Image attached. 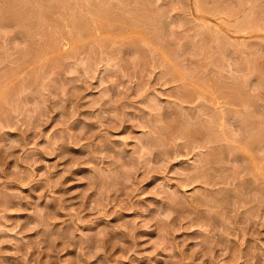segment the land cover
<instances>
[{
    "label": "rangeland",
    "instance_id": "rangeland-1",
    "mask_svg": "<svg viewBox=\"0 0 264 264\" xmlns=\"http://www.w3.org/2000/svg\"><path fill=\"white\" fill-rule=\"evenodd\" d=\"M0 17V264H264V0Z\"/></svg>",
    "mask_w": 264,
    "mask_h": 264
},
{
    "label": "bare ground",
    "instance_id": "bare-ground-1",
    "mask_svg": "<svg viewBox=\"0 0 264 264\" xmlns=\"http://www.w3.org/2000/svg\"><path fill=\"white\" fill-rule=\"evenodd\" d=\"M5 1H6V0H5ZM10 1H11V0H10ZM17 1H18V0H17ZM12 2H14V1H12ZM19 2H21V1H19ZM25 2H26V1H25ZM58 2H59V1H58ZM4 3H5V2H4ZM9 3H10V2H9ZM14 3H15V2H14ZM65 3H66V2H65ZM31 4H32V3H31ZM66 4H67V3H66ZM200 4H201V3H200ZM12 5H14V4H11V6H12ZM63 5H64V3H63ZM19 6L22 7V6H23V3H22L21 5H19ZM23 7H24V6H23ZM53 7H54V6H53ZM64 7H65V6H64ZM67 7H68V5H67ZM69 7H70V6H69ZM91 7H92V6H91ZM14 8H15V7H14ZM18 9H19V8H18ZM24 9H25V7H24ZM42 9H43V8H42ZM64 9H67V8H64ZM95 9H96V8H95ZM97 9H98V8H97ZM2 10H3V9H2ZM30 10H31V9H30ZM39 10H40V9H39ZM43 10H44V9H43ZM67 10H68V9H67ZM72 10H73V9H72ZM92 10H93V9H92ZM92 10H91V11H92ZM15 11H17V10H15ZM32 11H33V10H32ZM32 11H30V12H32ZM34 11H36V10H34ZM41 11H42V10H41ZM11 12H12V11H11ZM26 12L28 13V11H26ZM30 12H29V13H30ZM52 12H53V11H52ZM95 12H96V11H95ZM137 12H139V11H137ZM8 13H9V12H8ZM14 13H15V12H14ZM16 13H17V12H16ZM23 13H24V12H23ZM29 13H28V14H29ZM35 13H36V12H35ZM49 13H50V12H49ZM69 13H70V12H69ZM110 13H111V12H110ZM132 13H133V12H132ZM135 13H136V12H135ZM135 13H134V14H135ZM25 14H26V13H25ZM37 14H38V13H36L35 16H36ZM46 14H47V13H46ZM82 14H83V13H82ZM101 14H102V13H101ZM9 15H11V14H9ZM12 15H13V14H12ZM21 15H22V14H21ZM33 15H34V14H33ZM48 15H49V14H48ZM75 15H76V14H75ZM108 15H109V14H108ZM131 15H132V14H131ZM213 15H214V13H213ZM29 16H32V14L29 15ZM29 16H28V17H29ZM68 16H69V15H68ZM85 16H86V15H85ZM87 16H88V15H87ZM92 16H93V15H92ZM128 16H129V15H128ZM128 16H127V17H128ZM233 16H234V15H233ZM1 17H2V16H1ZM1 17H0V18H1ZM9 17H10V16H9ZM33 17H34V16H33ZM45 17H46V16H45ZM63 17H64V16H63ZM76 17H77V15H76ZM76 17H72V20H73V21H77V22L79 23V20H80V19H79V17H78V18H76ZM90 17H91V16H90ZM107 17H108V16H107ZM118 17H119V16H118ZM118 17H117V18H118ZM240 17H241V16H240ZM10 18H11V17H10ZM86 18H87V17H86ZM95 18H96V17H95ZM97 18H98V17H97ZM131 18H132V16H131ZM228 18H229V17H228ZM230 18H231V15H230ZM61 19H62V18H61ZM70 19H71V17H70ZM139 19H140V18H139ZM126 20H127V19H126ZM130 20H131V19H130ZM136 20H137V19H136ZM140 20H141V19H140ZM160 20H161V19H160ZM35 21H36V20H35ZM43 21H44V20H43ZM55 21H56V20H55ZM70 21H71V20H70ZM112 21H113V20H112ZM220 21H221V20H220ZM26 22H27V20H26ZM87 22H88V21H87ZM93 22H94V21H93ZM104 22H105V21H104ZM129 22H131V21H129ZM132 22H133V21H132ZM132 22H131V23H132ZM148 22H149V21H148ZM235 22H236V21H235ZM27 23H29V22H27ZM47 23H48V22H47ZM88 23H89V22H88ZM91 23H92V22H91ZM146 23H147V21H146ZM146 23L144 22V24H146ZM240 23H241V22H240ZM34 24H36V23H34ZM60 24H61V23H60ZM68 24H69V23H68ZM68 24H67V25H68ZM75 24L77 25V23H75ZM210 24H211V23H210ZM23 25H24V24H23ZM47 25H48V24H47ZM64 25H65V24H64ZM70 25H73V26H74V24H70ZM104 25H105V24H104ZM130 25H131V24H130ZM197 25H198V24H197ZM211 25H212V24H211ZM41 26H42V25H41ZM54 26H55V24H54ZM61 26H63V24H62ZM78 26H79V24H78ZM90 26H91V25H90ZM106 26H107V25H106ZM112 26H113V25H112ZM136 26H137V24H136ZM152 26H153V25H152ZM199 26H200V25H199ZM35 27H36V26H35ZM74 27H75V26H74ZM79 27H80V26H79ZM108 27H109V25H108ZM116 27H117V26H116ZM239 27H240V26H239ZM239 27H238V28H239ZM66 28H67V27H66ZM75 28H76V27H75ZM146 28H147V26H146ZM158 28H159V27H158ZM200 28H201V27H200ZM137 29H138V28H137ZM137 29H136V30H137ZM144 29H145V28H144ZM161 29H162V28H161ZM31 30H32V29H31ZM35 30H36V29H35ZM73 30H74V29H73ZM77 30H79V28H78ZM146 30H147V29H146ZM157 30H158V29H157ZM199 30H200V29H199ZM24 31H25V30H24ZM74 31H75V30H74ZM148 31H149V30H148ZM148 31H147V32H148ZM239 31H240V30H239ZM255 31H256V30H255ZM27 32H28V31H27ZM27 32H25V33H27ZM35 32H36V31H35ZM54 32H55V31H54ZM262 32H263V31H262ZM49 33H50V32H49ZM64 33H65V32H64ZM67 33H68V32H67ZM70 33H71V32H70ZM148 33H149V32H148ZM221 33H222V32H221ZM27 34H28V33H27ZM34 34H35V33H34ZM42 34H45V33H42ZM105 34H106V33H105ZM56 35H57V34H56ZM68 35H69V34H68ZM68 35H67V36H68ZM82 35H83V34H82ZM108 35H109V33H108ZM147 35H148V34H147ZM48 36H49V35H48ZM57 36H58V35H57ZM90 36H91V35H90ZM156 36H157V35H156ZM220 36H221V34H220ZM29 37H31V36H29ZM76 37H77V36H76ZM80 37H82V36H80ZM151 37H152V36H151ZM64 38H65V36H64ZM65 39H66V38H65ZM75 39H76V38H75ZM80 39H81V38H80ZM151 39H152V38H151ZM156 39H157V38H156ZM211 39H212V38H211ZM149 40H150V39H149ZM203 40H204V38H203ZM221 40H222V38H221ZM210 41H211V40H210ZM223 41H224V40H223ZM223 41H222V42H223ZM227 41H228V40H227ZM157 42H158V41H157ZM225 43H226V41H225ZM51 45H52V44H51ZM54 45H55V44H54ZM54 45H53V46H54ZM34 46H35V45H34ZM65 46H66V45H65ZM221 46H222V45H221ZM223 47H224V46H223ZM33 48H34V47H33ZM141 48H142V47H141ZM36 49H37V48H36ZM220 49H221V48H220ZM138 50H139V49H138ZM222 50H224V49H222ZM55 51H56V50H55ZM162 62H163V61H162ZM169 64H170V63H169ZM162 66H163V64H162ZM216 81H217V80H216ZM203 82H204V81H203ZM231 83H232V82H231ZM216 85H217V84H216ZM226 87H227V86H226ZM229 87H230V86H229ZM197 88H198V87H197ZM207 88H208V87H207ZM237 88H238V87H237ZM205 89H206V88H205ZM238 89H240V88H238ZM234 90H236V89H234ZM241 90H243V89H241ZM185 91H186V90H185ZM193 91H194V90H193ZM212 91H213V90H212ZM232 91H233V89H232ZM232 91H231V89H230L229 92L231 93ZM188 92H189V91H188ZM240 92H241V91H240ZM240 92H239V93H240ZM232 93H233V92H232ZM239 93H238V94H239ZM242 93H243V92H242ZM242 93H241V94H242ZM214 94H215V93H214ZM214 94H213V95H214ZM216 94H217V93H216ZM235 94H236V93H235ZM196 95H197V94H196ZM243 95H244V93L242 94V96H243ZM245 95H246V94H245ZM242 96H241V97H242ZM200 97L202 98L201 95H200ZM205 97H206V96H205ZM233 97H234V96H233ZM237 97H238V96H237ZM221 98H222V97H221ZM223 98H224V97H223ZM230 99H232V98H230ZM241 99L243 100V97H242ZM244 99H246V98L244 97ZM224 100H225V99H224ZM232 100H233V99H232ZM228 101H229V99L227 100V102H228ZM239 101H240V100H239ZM230 102H231V101H229V103H230ZM241 102H242V101H241ZM244 102H245V101H244ZM244 102H242V104H243ZM233 103H234V102H233ZM238 104H239V103H238ZM244 104H245V103H244ZM219 105H220V104H219ZM233 106H234V105H233ZM249 106H250V105H249ZM233 111H234V110H233ZM230 112H231V111H230ZM238 113H239V112H238ZM240 114H241V113H240ZM244 114H245V113H244ZM213 115H214V113H213ZM221 116H223V115H221ZM252 116H253V115H252ZM208 117H209V116H208ZM219 117H220V116H219ZM249 117H251V116H249ZM249 117H248V118H249ZM259 117H260V116H259ZM242 118H243V117H242ZM244 118H245V116H244ZM246 118H247V116H246ZM249 119H250V118H249ZM199 120H200V119H199ZM247 120H248V119H247ZM255 120H256V119H255ZM222 121H223V120H222ZM245 122H246V121H245ZM248 122H251V120H248ZM253 123H254V121H253ZM211 124H212V122H211ZM249 124H251V123H249ZM222 125H223V124H222ZM251 125H252V124H251ZM251 125H248V126L250 127ZM212 126H213V124H212ZM212 126H211V127H212ZM226 126H227V125H226ZM254 126H256L255 123H254ZM254 126H253V131L255 130V129H254ZM204 127H205V126H204ZM214 128H215V127H214ZM216 128H217V127H216ZM212 129H213V128H211V130H212ZM244 129H245V128H244ZM262 129H263V128H262ZM189 130H191V129H189ZM204 130H205V129H204ZM200 131H202L201 128L199 129V133H200ZM215 131H217V129H216ZM248 131H249V130H248ZM248 131H247L246 133H249ZM191 132H192V131H191ZM203 132H204V131H203ZM255 132H256V131H255ZM210 133H211V134H214V133H212V132H210ZM253 133H254V132H253ZM249 134H250V133H249ZM251 134H252V133H251ZM251 134H250V135H251ZM198 135H199V134H198ZM209 135H210V134H209ZM242 135H243V134H242ZM194 136H196V135H194ZM213 136H214V135H213ZM215 136H216V133H215ZM247 136H248V135H247ZM183 137H184V136H183ZM185 137H187V136H185ZM196 137H197V136H196ZM198 137H199V136H198ZM198 137H197V138H198ZM203 137H204V136H203ZM216 137H217V136H216ZM254 137H255V136H254ZM192 138H195V137H192ZM218 138H219V136H218ZM248 138H249V136H248ZM187 139H188V138H187ZM243 139H244V138H243ZM246 139H247V138H246ZM196 140H197V139H196ZM196 140H195V141H196ZM244 140H245V139H244ZM249 140L252 141L253 139H252V138H251V139L249 138ZM249 140H248V141H249ZM217 141H218V140H217ZM254 141H255V140H254ZM249 142H250V141H249ZM255 142H257V140H256ZM258 142H259V140H258ZM163 144H164V143H163ZM218 144H219V143H218ZM250 144H252V143H250ZM189 145H190V144H189ZM193 145H195V144H193ZM227 146H228V145H227ZM243 146H244V145H243ZM255 146H256V145H255ZM191 147H192V145H191ZM214 147H215V146H214ZM252 147H254V144L252 145ZM239 148H240V146H239ZM244 150H245V149H244ZM221 152H222V151L220 150V153H221ZM233 153H235V152H233ZM213 154H214V153H213ZM215 154H216V153H215ZM217 154H218V153H217ZM223 154H224V153H223ZM218 155H219V154H218ZM210 156H211V155H210ZM223 156H224V155H223ZM233 156H234V155H233ZM256 156H257V155H256ZM215 157H216V156L213 155L212 159L215 158ZM218 157H219V156H218ZM205 158H206V157H205ZM220 158H221V157H220ZM262 158H263V157H262ZM212 159H211V160H212ZM218 159H219V158H218ZM218 159H217V160H218ZM222 159H223V157H222ZM222 159H221V160H222ZM219 160H220V159H219ZM219 160H218V161H219ZM247 160H248V159H247ZM204 161H205V160H204ZM209 162H210V160H209ZM247 162H248V161H247ZM204 163H205V162H204ZM262 165H263V164H262ZM245 166H246V165H245ZM255 169H256V168H255ZM258 170H259V169H258ZM260 170H261V169H260ZM244 172H245V171H244ZM206 176H207V175H206ZM260 176H261V175H260ZM260 176H259V177H260ZM207 177H208V176H207ZM207 177H206V179H207ZM261 177L264 178L263 175H262ZM260 179H261V178H259V180H260ZM263 180H264V179H263ZM261 181H262V180H261ZM261 181H260V182H261ZM257 182H258V181H257ZM244 183H245V182H244ZM262 191H263V190H262ZM259 194H260V193H259Z\"/></svg>",
    "mask_w": 264,
    "mask_h": 264
}]
</instances>
